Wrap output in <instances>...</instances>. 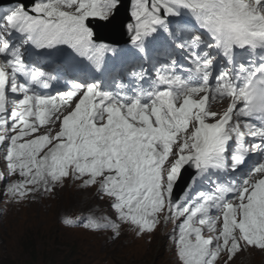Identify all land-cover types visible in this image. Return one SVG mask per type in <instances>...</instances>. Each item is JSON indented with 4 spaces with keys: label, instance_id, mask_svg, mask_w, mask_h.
Listing matches in <instances>:
<instances>
[{
    "label": "snow or ice",
    "instance_id": "1",
    "mask_svg": "<svg viewBox=\"0 0 264 264\" xmlns=\"http://www.w3.org/2000/svg\"><path fill=\"white\" fill-rule=\"evenodd\" d=\"M122 0H33L0 14V155L5 193L20 203L51 195L65 180L98 186L116 219L137 237L175 225L177 264H217L240 250L264 251V0H131L127 28L147 61L128 81L72 75L62 89L33 58L60 45L102 70L115 52L97 43L90 17L108 19ZM52 89L51 91H48ZM211 100H228L213 111ZM189 177L184 195L174 191ZM197 183L207 190L195 191ZM71 217L67 225H74ZM178 222V223H177Z\"/></svg>",
    "mask_w": 264,
    "mask_h": 264
},
{
    "label": "rangeland",
    "instance_id": "2",
    "mask_svg": "<svg viewBox=\"0 0 264 264\" xmlns=\"http://www.w3.org/2000/svg\"><path fill=\"white\" fill-rule=\"evenodd\" d=\"M15 5L14 3L0 5V14ZM157 44L159 42H155L153 45ZM78 58L79 56L76 57V59ZM82 185L83 183L80 184V186ZM80 186L75 190L68 189V187L56 189L51 195L39 193L26 201L13 204L9 209L4 245L0 249V264H29L31 259H35L38 264H50L51 257L47 246L63 257H71L72 255H69L68 251L70 247H76V250L79 249L78 257L81 264H165L166 254L163 247L166 248V243H163L162 247L156 242L163 234L161 233L162 228L165 229L163 226L165 224L162 221L154 233L147 237H145L146 235L137 237L133 231L128 230V227H123L121 231L126 232L122 233L115 246H108L97 235L85 234L78 238L75 232L62 228L63 224L66 225L65 219L72 218L73 213L80 207L84 208L85 205L96 204L99 206L101 214H113L109 206L105 207L104 201L99 198L97 201L92 200V193L83 192L84 190ZM90 190L99 194L98 187ZM19 227L22 229L20 230ZM60 235H64V240L59 238ZM55 240L57 242L54 243ZM35 242L38 247L36 250L43 252V255L39 257L33 254L30 258V249ZM58 242L64 243L66 246H58L56 244ZM53 244L56 246L52 248ZM152 245L157 249L164 250L163 255L159 253V259L155 263L152 261L153 252L151 250L155 248L151 247ZM26 249L29 251L26 252ZM121 252L126 253L128 257ZM246 259L244 256L242 259L237 258L235 263L246 264Z\"/></svg>",
    "mask_w": 264,
    "mask_h": 264
},
{
    "label": "water",
    "instance_id": "3",
    "mask_svg": "<svg viewBox=\"0 0 264 264\" xmlns=\"http://www.w3.org/2000/svg\"><path fill=\"white\" fill-rule=\"evenodd\" d=\"M15 2H21V0H0V5L10 4ZM33 0H23L26 5L32 4ZM125 5L121 6L114 18L107 22L106 25H101L100 28L104 31L105 36H101V32H97V35L102 41H108L114 44L125 43L128 40V34L126 33V26L128 20L123 12Z\"/></svg>",
    "mask_w": 264,
    "mask_h": 264
},
{
    "label": "trees",
    "instance_id": "4",
    "mask_svg": "<svg viewBox=\"0 0 264 264\" xmlns=\"http://www.w3.org/2000/svg\"><path fill=\"white\" fill-rule=\"evenodd\" d=\"M59 238L61 239V240H64V236L63 235H60L59 236ZM40 242V241H39ZM55 242H57V240H55L54 241V243ZM37 243L35 242L34 243V245H32V247H31V252H30V258H31V256L34 254L35 256H42L43 255V252H41V251H37L36 249L38 248L37 247V245H36ZM58 246H66V245H64V243H61V242H58V243H56ZM56 245L55 244H53L52 245V248L53 247H55ZM77 248L76 247H70V249H69V255H72L71 257L70 256H60V255H58L59 253H55V252H53L52 251V249L51 248H49L48 246H47V251H50V257H51V263L50 264H81V262H80V258L78 257V253H79V249L78 250H76ZM29 250H27L26 249V252H28ZM36 251H37V254H36ZM52 251V252H51ZM159 253H161V251L159 252ZM159 257V254H158V252L157 253H155V259H154V261L157 259ZM50 259V258H49ZM70 260V261H69ZM155 263V262H154ZM29 264H38L36 261H35V259H31L30 260V262H29Z\"/></svg>",
    "mask_w": 264,
    "mask_h": 264
},
{
    "label": "bare ground",
    "instance_id": "5",
    "mask_svg": "<svg viewBox=\"0 0 264 264\" xmlns=\"http://www.w3.org/2000/svg\"><path fill=\"white\" fill-rule=\"evenodd\" d=\"M110 20H111V19H110ZM110 20H109V21H110Z\"/></svg>",
    "mask_w": 264,
    "mask_h": 264
}]
</instances>
